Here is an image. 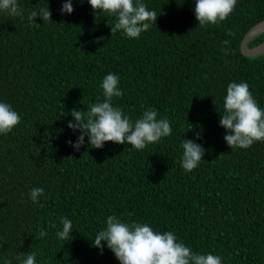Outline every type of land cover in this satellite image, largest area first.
<instances>
[{
  "label": "trees",
  "instance_id": "16d2710c",
  "mask_svg": "<svg viewBox=\"0 0 264 264\" xmlns=\"http://www.w3.org/2000/svg\"><path fill=\"white\" fill-rule=\"evenodd\" d=\"M142 2L158 16L136 39L111 33L116 16L94 13L87 0H72L71 14L60 12L63 0H18L24 19L0 12V102L21 117L0 134V264H20L19 252H35L36 264H119L92 243L110 215L171 231L222 264H264V141L231 149L219 124L230 82H247L264 109V53L241 48L264 19V0H237L207 26L195 19V0ZM46 4L52 21L31 24L28 13ZM262 41L264 31L249 44ZM108 73L123 92L113 106L133 122L155 109L171 135L143 150L92 148L87 136L79 151L66 143L80 134L67 127L71 110L102 102ZM185 138L206 149L191 172L181 166ZM35 187L44 189L38 203ZM63 217L73 224L68 240L57 236Z\"/></svg>",
  "mask_w": 264,
  "mask_h": 264
},
{
  "label": "clouds",
  "instance_id": "9594fccd",
  "mask_svg": "<svg viewBox=\"0 0 264 264\" xmlns=\"http://www.w3.org/2000/svg\"><path fill=\"white\" fill-rule=\"evenodd\" d=\"M87 2L94 13L107 12L116 16L111 33L122 31L128 38L136 39L142 32L148 31L152 24L156 25L157 12L149 10L142 0ZM236 3L237 0H195V19L200 26L218 24L234 11ZM73 11L72 0H63L60 12L71 14ZM0 12L9 17L24 19L18 0H0ZM37 17L43 22L52 21L48 4L28 13L27 20L37 25ZM227 34L234 35L231 31ZM222 43L227 45L230 41L225 40ZM119 83L118 75L108 73L101 83L103 101L92 104L87 111L75 108L71 110L73 120L68 121L67 127L73 132L79 130L80 134L75 142L69 140L66 143L75 151H79L84 145L85 136L92 148L99 149L105 142H113L143 150L147 145L171 135L170 121L167 118L157 119L155 109L145 110L142 116L133 122L120 107L113 106V97L123 96L118 87ZM223 109L219 124L225 129L224 140L229 148L246 149L257 141H264V109L258 106L247 82H230L227 85ZM20 121V115L10 104L0 102V134L11 132ZM182 148L181 166L186 172H191L204 159L206 149L194 140L186 138ZM43 195L44 189L35 187L30 190L29 198L33 203H38L39 197ZM61 224L62 230L57 232V236L61 240H68L73 230L72 221L63 217ZM46 235L44 229L39 230L40 238ZM92 243L101 254L105 246L110 249L119 264H222V258L218 255L198 254L183 242H177L176 235L171 231L156 232L147 223L122 222L116 215L107 217L106 227L94 236ZM36 255L35 252L26 255L19 252L16 259L20 264H36ZM4 264H11V260L5 259Z\"/></svg>",
  "mask_w": 264,
  "mask_h": 264
},
{
  "label": "water",
  "instance_id": "95a60500",
  "mask_svg": "<svg viewBox=\"0 0 264 264\" xmlns=\"http://www.w3.org/2000/svg\"><path fill=\"white\" fill-rule=\"evenodd\" d=\"M264 31V19L255 23L244 35L241 48L247 55H257L264 52V41L256 44L250 45L249 41L255 37L260 32Z\"/></svg>",
  "mask_w": 264,
  "mask_h": 264
},
{
  "label": "bare ground",
  "instance_id": "6f19581e",
  "mask_svg": "<svg viewBox=\"0 0 264 264\" xmlns=\"http://www.w3.org/2000/svg\"><path fill=\"white\" fill-rule=\"evenodd\" d=\"M261 33V32H260ZM264 53V52H263ZM258 55V54H257Z\"/></svg>",
  "mask_w": 264,
  "mask_h": 264
}]
</instances>
